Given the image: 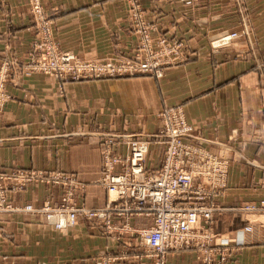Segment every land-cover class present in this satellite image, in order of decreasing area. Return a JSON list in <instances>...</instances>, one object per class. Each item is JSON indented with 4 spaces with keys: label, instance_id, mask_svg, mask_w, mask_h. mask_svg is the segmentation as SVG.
<instances>
[{
    "label": "crops",
    "instance_id": "0c3cea01",
    "mask_svg": "<svg viewBox=\"0 0 264 264\" xmlns=\"http://www.w3.org/2000/svg\"><path fill=\"white\" fill-rule=\"evenodd\" d=\"M240 1L241 10L239 0H142L160 32L181 38L189 50V61L168 68L161 79L60 82L12 71L6 84L11 98L0 112V171L71 174L85 186L78 203L104 208L107 193L96 184L102 158L90 136L152 134L160 128L161 110L181 107L199 143L229 160L226 187L216 200L221 211L213 224L215 245L229 248V264H264V213L241 210L264 200V0ZM42 5L61 51L85 60L131 54L135 37L123 0H42ZM240 16L249 21V38L239 39L234 50L211 52L210 38L241 30ZM35 37L27 0H0V62L12 60L20 68ZM253 46L254 57L244 56ZM161 161L162 147L151 144L145 168H157ZM7 197L18 206L38 207L58 203L61 190L32 184ZM123 222L111 220L113 226ZM129 224L143 229L151 220L136 216ZM118 232L107 234L85 223L58 232L37 214H0V264H98L103 254L128 251L124 244L136 242ZM128 256L120 264H151ZM166 264L198 262L192 251H181L169 253Z\"/></svg>",
    "mask_w": 264,
    "mask_h": 264
},
{
    "label": "built area",
    "instance_id": "2783aa9c",
    "mask_svg": "<svg viewBox=\"0 0 264 264\" xmlns=\"http://www.w3.org/2000/svg\"><path fill=\"white\" fill-rule=\"evenodd\" d=\"M27 4L36 37L27 61L20 68L12 60L0 62V112L11 98L6 84L12 71L22 75L38 73L60 82L141 75L160 77L166 68L188 60L181 39L168 41L162 36L150 37L149 30L153 26L142 19L140 9L134 12L140 22L139 52L129 59L89 62L71 53L52 51L48 43L52 32L50 20L42 0H27ZM235 36V33L226 34L218 42L226 45ZM157 118L159 130L142 137L132 134L90 136L99 146L102 158L101 175L96 184L107 193L104 208L89 209L78 203L85 186L71 174L12 168L8 172L0 171V214H37L44 225L58 232L80 223L104 228L107 234L119 228L117 236L128 234L136 241L124 244L128 251L103 254L98 264H120L129 254L150 259L151 264H166L169 253L181 251H192L198 264H229V248L215 245L217 234L213 225L216 214L221 211L216 200L226 187L229 160L208 152L199 143L181 107L166 108ZM151 144L162 147V161L157 168L149 170L145 168V161ZM120 148L125 149L124 154L119 152ZM32 184L59 187L60 201L43 202L34 207L18 206L8 200V194L18 193ZM241 210L264 213V200L245 204ZM136 216L149 218L151 226L132 228L129 221ZM114 217L122 219L123 224L113 226Z\"/></svg>",
    "mask_w": 264,
    "mask_h": 264
},
{
    "label": "rangeland",
    "instance_id": "374dc122",
    "mask_svg": "<svg viewBox=\"0 0 264 264\" xmlns=\"http://www.w3.org/2000/svg\"><path fill=\"white\" fill-rule=\"evenodd\" d=\"M123 1H124V4H125V7H126V11H127V20H128V23H129V29L131 30V32L134 34V37H135V43H134L135 45H134V48H133V50H132V52H131V54L129 56H126V57L119 56V57H115V58L108 59V60H124V59H129V58L135 56L137 54V51L139 52L140 37H139V34L137 33V30H138V28H140V25H139L140 22H139L138 17L137 16L135 17V14H134L135 11L138 13V11H139L138 9H140L141 12H142V13H140L142 19H145L147 22H149L153 26V28H150V30H149V34H150V37L151 38L157 39V37L162 36V37H165L168 41L175 40V39H181V38H170V37L164 35L162 32H160L158 25L156 23H153L150 20V18L148 17V15L145 13V11L143 9V5H142V0H123ZM237 8H238V10H241L242 9V3H241L240 0H239V3H237ZM31 19H32V16H31ZM240 19H241V22H240L241 30L233 31V32H228V31L219 32L218 34H216L215 36H213L212 38H210V40H209V49H210L211 52H217V51H219L221 49H231L232 50L234 48L236 42L239 39H241L242 37H246V39L249 38V36H250L249 35L250 34V32H249L250 30L248 28V26L250 25L249 24V21H248V19H247L246 16H240ZM49 22H50V27H51V31H52L51 21H49ZM231 33H235L236 36L229 43H227L226 45H221L222 43L221 42H218L219 41V38L225 36L226 34H231ZM53 39L54 38H53L52 32H50V39H49L50 42H48L49 43L50 50L56 51V52H59V53H63L64 51H61L57 47V45L55 44V42H54ZM181 41L183 42V44L185 46V49L187 51V54H188V60L183 63V64H186L189 61V58H190L189 50H188V46L186 45V43L182 39H181ZM218 43H219V45H218ZM255 50H256L255 49V46L249 47L248 53L247 54L246 53H243V55L244 56H247V55L249 56L250 55L251 57H254ZM67 53H71V52H67ZM71 54H73V53H71ZM73 55H75V54H73ZM77 58L79 60H81V61H89V62H94V61H107V60H94V59L85 60V59H81L79 57H77ZM183 64H180V65H183ZM180 65H177V66H180ZM177 66H174V67H177ZM169 68H173V67H169ZM167 69L168 68H166L165 70L162 71V75L160 77H157V76H154V77L150 76V77L151 78H155V79H161ZM141 76H145V75H141ZM134 77H140V76H134ZM126 78H133V77H126Z\"/></svg>",
    "mask_w": 264,
    "mask_h": 264
}]
</instances>
